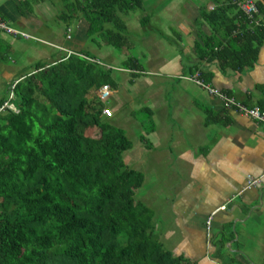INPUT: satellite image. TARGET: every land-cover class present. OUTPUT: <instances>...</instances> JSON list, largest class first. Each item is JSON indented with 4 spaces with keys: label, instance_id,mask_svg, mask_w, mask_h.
I'll return each instance as SVG.
<instances>
[{
    "label": "crops",
    "instance_id": "0c3cea01",
    "mask_svg": "<svg viewBox=\"0 0 264 264\" xmlns=\"http://www.w3.org/2000/svg\"><path fill=\"white\" fill-rule=\"evenodd\" d=\"M58 1L0 0L9 24L35 37L0 32V106L11 103L10 87L30 73L34 62L50 64L64 54L58 46L86 50L104 67L115 62L111 76L116 85L102 102L109 110L102 116L123 132L141 130L136 144L128 139L130 149L136 146L139 154L126 149L131 162L122 154L124 164L141 173V183L153 185L151 177L157 176L174 193L164 203L154 204L144 193L140 198L147 204L137 199L149 209L156 205L150 209L155 238L164 249L181 255L182 264H264V242L257 250L249 246L252 239L264 240V233L261 237L257 232L264 226V130L180 77L198 70L203 81L245 105L261 104L264 109V93L256 88L264 83V40L252 66L221 69L194 51V42L210 34L198 11V2L209 5L208 0H141V13L133 8L122 13L132 48L97 46L96 37L85 35L81 18L72 17L65 26L56 16L64 8L62 3L57 8ZM142 15L146 26L138 21ZM126 56L135 59L138 70L120 66ZM135 112L144 117H135ZM144 132L146 146L141 143ZM249 178L256 183L246 188Z\"/></svg>",
    "mask_w": 264,
    "mask_h": 264
},
{
    "label": "trees",
    "instance_id": "16d2710c",
    "mask_svg": "<svg viewBox=\"0 0 264 264\" xmlns=\"http://www.w3.org/2000/svg\"><path fill=\"white\" fill-rule=\"evenodd\" d=\"M208 1L198 2L210 34L194 42L197 57L221 69L252 66L264 40V0H253L250 15L238 0ZM140 2L64 0L56 16L65 26L81 18L97 46L126 50L133 44L121 14ZM95 60L77 50L37 61L10 87L16 110L0 109V264L183 263L152 235V212L134 198L142 175L123 162L130 141L100 114L96 94L115 79ZM120 66L140 67L130 56ZM256 88L264 93V83Z\"/></svg>",
    "mask_w": 264,
    "mask_h": 264
},
{
    "label": "built area",
    "instance_id": "2783aa9c",
    "mask_svg": "<svg viewBox=\"0 0 264 264\" xmlns=\"http://www.w3.org/2000/svg\"><path fill=\"white\" fill-rule=\"evenodd\" d=\"M239 6L248 14L250 15L251 13L255 12L257 10L255 2L253 0H238L237 1ZM69 31V28H66V32ZM0 32L10 35L12 37H22V38H29V39H35V37L29 35L28 33L16 29L13 26L9 24L7 19L3 16L0 15ZM66 36H68L66 34ZM64 55H68L71 53H74V51L68 50L66 48H63L62 46H58ZM77 55L83 57L86 60L92 61V59H89L79 53H76ZM96 63H99L98 61L95 60ZM180 77H183L185 79H188L192 81L193 83L199 85L202 89H204L210 96L217 98L221 106L226 109H233L235 112H239L248 119L254 121L255 123L258 124H264V109L257 104L253 105H245L244 102L238 100L237 98L233 97L232 95H229L218 88L210 85L209 83L203 81L200 77V73L198 70L192 72L191 74L185 75L182 74ZM97 97L98 99L103 102L106 100V98L110 94V87L107 84H102L98 90H97ZM2 108H8L11 109V111H15V107L11 103H4V105L0 106V109ZM108 109L103 105L101 107L100 114L104 116H108ZM256 183V179L249 178L247 182L245 183L246 188L251 187L252 184ZM211 216L209 215L205 223L206 225L209 224Z\"/></svg>",
    "mask_w": 264,
    "mask_h": 264
},
{
    "label": "rangeland",
    "instance_id": "374dc122",
    "mask_svg": "<svg viewBox=\"0 0 264 264\" xmlns=\"http://www.w3.org/2000/svg\"><path fill=\"white\" fill-rule=\"evenodd\" d=\"M33 1V0H32ZM48 1V0H47ZM63 1L64 0H59L58 1V3H57V5H58V7L57 8H59V3L61 4L62 3V5H63ZM52 4H53V2H52ZM50 8V7H49ZM60 9V8H59ZM133 9H135V11H137V13L139 14V13H141V9L142 8H140V7H134ZM128 13H130V11L128 12ZM0 15L3 17L4 15H3V13L0 11ZM122 15V17H126V15L125 14H121ZM124 15V16H123ZM5 17V16H4ZM8 21V20H7ZM70 21V20H69ZM139 21V20H138ZM182 21V17H179V19H178V22H181ZM63 22H64V20H63ZM133 22H136V19L133 21ZM70 23V22H69ZM164 23V22H163ZM195 23H197V21L195 22ZM87 45H89L88 43H87ZM114 49H115V47H114ZM113 63H115V62H113L112 61V63H111V68L113 67ZM116 73H117V71H116ZM8 97L10 98L11 97V95H10V93H9V95H8ZM108 103H109V105L111 106V104H112V100H111V98L109 97L108 98ZM2 105H4V104H2ZM109 107V106H108ZM117 109L118 110H126L125 108H123V107H117ZM135 117H138V118H142V117H144V114L143 113H141V112H135ZM123 128H125L124 126H123ZM140 132H141V130L140 129H136V128H131V129H126L125 128V130H124V134H125V136L131 141V143H133V144H136V142H137V139L140 137L139 135H140ZM142 137H141V143L142 144H144V146H146V144L148 143L147 142V140L145 139L146 138V135H145V132H144V134L143 135H141ZM129 150H131V151H133V152H135V151H137V149H136V146H133V147H131V149L129 148ZM131 151L130 152H127V150L126 151H124L122 154H123V159L127 162V163H129V162H131V159H129V157H130V153H131ZM139 154V153H138ZM138 154L135 152L134 153V156H138ZM144 156H146V157H148V154H144ZM130 160V161H129ZM144 161H146V159L144 158ZM127 165V164H126ZM128 166V165H127ZM128 167H130V166H128ZM131 168V167H130ZM151 179H152V182H153V185H151L148 181H146V182H143V183H141V185H140V187L139 188H137L138 190L134 193V198L137 200V199H139V201H141V202H143V203H145V204H147V202L146 201H144V200H142L140 197H141V195H142V193H144L145 194V197L147 198V197H151V198H154V201H153V203L154 204H157V203H164V202H166L169 198V196H171L172 194H174L172 191H168L167 190V188L166 187H162L161 186V184L159 183V177H157V176H152L151 177ZM156 206V205H155ZM155 206H151L152 208H150V209H153ZM153 232V231H152ZM257 232H258V234L262 237V234L264 233V226L263 225H259V228H258V230H257ZM154 233V232H153ZM152 233V235L154 236V234ZM253 233V232H252ZM264 242V240H263V238H256L255 240H250L249 241V246L250 247H253L254 248V250H257V249H259L260 248V244L261 243H263ZM250 251H252V250H250ZM264 259V258H263ZM256 260V259H255ZM256 263H257V261H256Z\"/></svg>",
    "mask_w": 264,
    "mask_h": 264
}]
</instances>
